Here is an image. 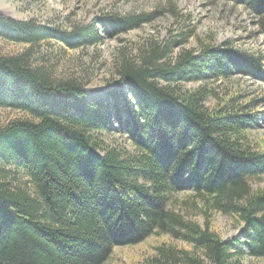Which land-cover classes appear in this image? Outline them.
Wrapping results in <instances>:
<instances>
[{"label":"trees","instance_id":"obj_1","mask_svg":"<svg viewBox=\"0 0 264 264\" xmlns=\"http://www.w3.org/2000/svg\"><path fill=\"white\" fill-rule=\"evenodd\" d=\"M246 1L264 33V0ZM149 19L104 14L96 22L115 35ZM93 25L64 29L0 12V39L26 45L0 54V108L26 115L0 126V264H103L114 247L153 232L192 249L161 243L143 264H242L246 253L264 259V189L249 182L264 174V149L247 137L257 116L206 82L236 72L264 79V57L226 43L185 48L184 34L150 38L113 64L133 101L115 92L86 101L83 82L55 78L53 65L35 62L33 47L95 45L101 37ZM111 117L132 151L106 144ZM182 190L201 205L202 225L168 205ZM210 211L232 214L240 236L212 232Z\"/></svg>","mask_w":264,"mask_h":264},{"label":"rangeland","instance_id":"obj_2","mask_svg":"<svg viewBox=\"0 0 264 264\" xmlns=\"http://www.w3.org/2000/svg\"><path fill=\"white\" fill-rule=\"evenodd\" d=\"M0 12L13 19H33L43 25L64 29L95 24L93 26L101 37L95 45L68 49L59 42L49 40L33 47L35 62L53 65L52 75L55 78L77 77L83 82L86 101H103L108 93L113 92L119 100L133 101L127 87L116 81L113 64L120 51L131 53L134 47L150 38L163 41L169 36L184 34L188 35L183 45L185 48L198 50L201 42L213 45L226 43L231 48L264 57V33L258 24L259 14L246 0H0ZM104 14H149L150 19L124 33L109 35L96 22V18ZM25 48L24 44L0 39L2 55L16 54ZM176 50L177 47H174L173 52ZM262 64L264 66V59ZM206 82L215 88L218 97H234L249 104L251 112L256 113L257 123L248 131L247 137L258 148L264 149V79L236 72L227 79ZM196 84L198 82L187 83L185 87ZM215 100L209 98L206 105H214ZM25 118L26 115L20 111L0 108V126ZM119 128L118 121L111 117L110 132L103 135L106 144L132 151L129 139ZM249 182L252 189H264V174ZM173 198L174 201L168 204L171 208L202 225L204 215L199 210L201 205L190 190L179 191ZM208 213L210 229L221 239L231 240L240 236L241 224L232 214L219 211ZM161 243L192 249L181 239L153 232L136 244L114 247L103 264H143ZM240 258L242 264H264L263 258L249 253Z\"/></svg>","mask_w":264,"mask_h":264}]
</instances>
